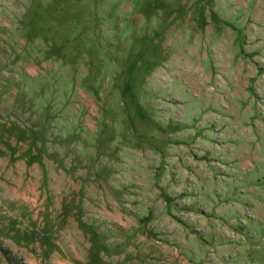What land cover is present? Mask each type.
I'll return each instance as SVG.
<instances>
[{"label":"rangeland","instance_id":"374dc122","mask_svg":"<svg viewBox=\"0 0 264 264\" xmlns=\"http://www.w3.org/2000/svg\"><path fill=\"white\" fill-rule=\"evenodd\" d=\"M0 264H264V0H0Z\"/></svg>","mask_w":264,"mask_h":264}]
</instances>
